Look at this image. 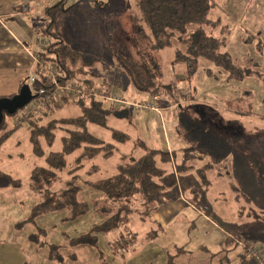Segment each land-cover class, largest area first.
<instances>
[{
    "label": "rangeland",
    "instance_id": "rangeland-1",
    "mask_svg": "<svg viewBox=\"0 0 264 264\" xmlns=\"http://www.w3.org/2000/svg\"><path fill=\"white\" fill-rule=\"evenodd\" d=\"M73 3L77 4L56 15V30L71 48L98 58L94 67L86 69H92L100 77L99 87L117 89L132 102L154 100L149 92L137 91L123 79L124 71L109 49L115 46L109 41L112 36L148 53V63L157 76L159 86L172 81L176 86L173 92L177 90V95L175 100L167 96L168 93L157 95V104L166 107L160 114L137 109L134 105L120 106L129 108V112H116L109 123L131 135L126 142H117L110 127L88 122L93 134L116 143L118 148L108 156L99 154L88 159L77 170H74L75 161L81 148L68 153L66 166L58 170V179L41 189L32 187L31 172L36 166H48L46 157L49 152L62 150L63 129L56 130L51 145L42 141L44 153L38 155L30 140L31 126L28 121L21 120L16 124L21 119L23 108L15 114H7L6 120L17 128L1 146L0 169L19 178L20 185L0 187V264H55L49 256L51 244L61 247L64 264H166V252L154 241L146 240L148 232L156 229L151 222L135 221L138 242L132 251L118 249L120 241L110 244L114 232L98 234L97 245H74L71 238L90 231L94 224L103 221L104 216L89 210L83 216L70 219V211L63 209L43 213L30 220L33 207L71 186L81 187L80 199L91 200L99 193L89 187L87 181L115 174L120 163L150 148L166 149L169 136L176 143L183 131L205 122L220 135L224 133L237 138L246 153L255 152L264 158V0H217L210 11L211 18H219L230 30L221 51H228L234 63L257 69L256 75L242 80L230 78L227 69L204 56L199 57L195 72L187 78L185 64L173 61V47L150 50L145 33L133 20L134 14L139 12L138 0H67L66 5ZM44 18L49 20L48 16ZM79 113V107L72 102L58 110L55 116ZM231 161V157L226 159L209 173L210 205L230 224L240 226L244 234L264 238L262 205L254 207L243 200L238 201L229 186L233 170ZM204 162L206 159L198 160L200 165ZM33 233L39 235L43 244L30 238ZM256 245L264 251V243ZM9 251L13 253L10 262L4 255ZM243 251L240 242L232 245L228 254L231 264H241L238 254ZM182 259L187 264H193L191 256ZM215 259H209V263L219 264L220 258ZM177 260L181 262V258ZM203 261L196 264H204Z\"/></svg>",
    "mask_w": 264,
    "mask_h": 264
},
{
    "label": "trees",
    "instance_id": "trees-1",
    "mask_svg": "<svg viewBox=\"0 0 264 264\" xmlns=\"http://www.w3.org/2000/svg\"><path fill=\"white\" fill-rule=\"evenodd\" d=\"M216 1L138 0L139 12L134 14L133 20L145 33L150 50L174 48L173 61L185 64L187 78L195 72L200 56L223 66L232 79L242 80L256 75L255 67L236 64L228 51H221L230 30L219 18L210 17V11ZM66 4L67 0H56L45 7L44 13L49 20L42 27L41 35L46 45L39 53L46 64L55 65L57 78L62 84L78 82L90 91L98 86L100 77L91 71L92 69L86 68L94 67L99 60L93 55L71 48L56 30V15L69 10L77 3L68 6ZM109 41L114 42L115 46L109 49L118 66L124 71L123 79L129 81L137 91L149 92L152 97L162 92L168 93L167 96L171 98L177 95V90L173 92L176 87L174 82H165L162 87L159 86L157 76L149 66L148 53L137 50V47L126 40L111 36ZM38 70V66L34 68V71L38 72ZM25 83H27L26 79L23 84ZM31 86L37 92L36 95L48 96L52 95L54 83L46 73L39 72L37 80L31 83ZM105 89L109 91V88ZM72 102L79 107V114L55 116L58 110ZM119 108L120 106L109 100L86 93L73 98L64 95L62 102L51 98L28 116L26 120L31 126L30 140L34 152L38 155L44 153L43 140L51 145L58 128L63 129L64 133L62 150L47 154L48 166L33 168L30 176L32 187L41 189L55 182L58 179V170L66 166V155L78 148H81V152L76 158L74 170L82 167L88 159L99 154L108 156L118 148L116 143L107 142L93 134L88 128V122L110 127L117 142L130 140L129 133L114 128L109 123L110 118ZM6 115L7 113L0 125V149L17 128V125H10ZM230 136L224 133L220 135L208 122L192 126L180 135L179 138L184 144L180 149L170 151L150 148L120 163L115 174L87 181V185L99 193L98 196L91 200H82L79 198L81 187L71 186L35 205L30 220L43 213L63 209L69 210V218L74 219L93 210L104 216L103 221L94 224L90 231L71 238V244L97 245L98 234L114 232L115 236L110 244L120 241L118 249L132 251L138 242L135 221L151 222L156 225V229L146 235L147 242L153 241L162 230L161 224L153 218V213L164 203L183 198L226 229L231 234L228 243L243 241L246 246L242 256L244 263L258 264L247 247L264 243V238L244 234L240 226L235 223L230 224L222 218L211 207L209 201L208 193L211 185L209 173L231 157L233 170L232 178L228 183L235 198L254 207L262 205L263 208L260 209L264 212V158L255 152L246 153L245 147L238 143L237 138ZM1 159L0 156V162ZM199 159H206V162L200 165ZM19 185V178L0 169L1 188ZM43 232L44 230L41 231ZM30 238L36 243L43 244L37 233H33ZM186 252L182 247L167 250L166 264H185L179 262L177 258ZM49 256L55 264L65 263L59 245H50Z\"/></svg>",
    "mask_w": 264,
    "mask_h": 264
},
{
    "label": "crops",
    "instance_id": "crops-1",
    "mask_svg": "<svg viewBox=\"0 0 264 264\" xmlns=\"http://www.w3.org/2000/svg\"><path fill=\"white\" fill-rule=\"evenodd\" d=\"M55 1L0 0V96L17 93L34 71V53L41 50L37 39L43 38L41 29L48 22L44 9ZM129 110L120 107L117 112L124 114ZM169 138L166 149L170 151L184 145L179 136L176 143ZM153 218L162 226L154 244L165 252L174 247L184 248L187 252L178 257L181 263H185L182 257L191 256L193 264L200 260L208 264L209 259L215 258H220L219 264H231L227 257L233 245L228 243L231 234L183 198L164 203L153 213ZM238 242L244 248L243 241ZM244 251L238 254L241 264H246L242 258ZM12 254L11 251L4 254L8 262Z\"/></svg>",
    "mask_w": 264,
    "mask_h": 264
},
{
    "label": "built area",
    "instance_id": "built-area-1",
    "mask_svg": "<svg viewBox=\"0 0 264 264\" xmlns=\"http://www.w3.org/2000/svg\"><path fill=\"white\" fill-rule=\"evenodd\" d=\"M37 42L41 49H43L46 45V41L44 38L38 37ZM34 60H35V67L38 66V72L33 71L26 77V82L31 86V83L37 80L39 72L46 73L50 79H52L54 83V88L52 95H42L38 96L36 95L37 92H35L32 88L33 93L35 94V97L25 106L23 107V114L21 116V119L17 121L16 124L20 123L21 120H26L30 114L37 111L47 100H50L51 98H55L57 101L62 102V97L65 95L66 97L73 98V97H79L83 94H90L96 98L100 99H106L111 101L113 104L117 106H124V105H134L135 108H143L145 110H152L160 114V112L163 110V107H160L157 104L158 96L155 95L152 98L154 100H147L144 103L139 102H132L129 101L124 97V94L120 92L119 90L115 89H109L107 91L102 86H96L90 91H87L85 85L78 82H71L67 84H62L56 75L55 72V65L53 64H46L44 62L43 56L36 52L34 53ZM244 247L245 244L243 243ZM248 252L252 257H254L255 261L258 264H264V251L260 249L257 245L249 246L247 247Z\"/></svg>",
    "mask_w": 264,
    "mask_h": 264
},
{
    "label": "water",
    "instance_id": "water-1",
    "mask_svg": "<svg viewBox=\"0 0 264 264\" xmlns=\"http://www.w3.org/2000/svg\"><path fill=\"white\" fill-rule=\"evenodd\" d=\"M34 97L35 94L28 83L23 84L13 96L0 97V125L3 122L5 113L15 114L18 109L25 107Z\"/></svg>",
    "mask_w": 264,
    "mask_h": 264
}]
</instances>
